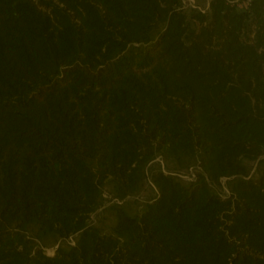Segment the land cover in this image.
Here are the masks:
<instances>
[{"label": "trees", "instance_id": "trees-1", "mask_svg": "<svg viewBox=\"0 0 264 264\" xmlns=\"http://www.w3.org/2000/svg\"><path fill=\"white\" fill-rule=\"evenodd\" d=\"M156 151L204 173L159 170L139 215L89 224ZM262 154L264 0H0V264H264V165L242 163Z\"/></svg>", "mask_w": 264, "mask_h": 264}, {"label": "rangeland", "instance_id": "rangeland-1", "mask_svg": "<svg viewBox=\"0 0 264 264\" xmlns=\"http://www.w3.org/2000/svg\"><path fill=\"white\" fill-rule=\"evenodd\" d=\"M184 2L191 8L208 10V0H184ZM261 159H264V154L256 158L243 157L242 163L250 175H257L259 167L264 165ZM159 170L175 175L185 184L196 179L198 173H204L195 156H169L164 151H156L144 168V178L131 194L119 197L116 182L109 177L103 181L97 204L88 220L89 224L97 226L103 233L110 234L117 222V208H122L131 215H139L146 208L147 202L157 196L158 191L152 181V175ZM231 178L221 177L218 183H212V188L218 193L227 194L228 182ZM28 234L33 235L37 244L47 253H53L58 246L68 247L75 242V235L68 238H58L54 234L38 236L33 228Z\"/></svg>", "mask_w": 264, "mask_h": 264}, {"label": "built area", "instance_id": "built-area-1", "mask_svg": "<svg viewBox=\"0 0 264 264\" xmlns=\"http://www.w3.org/2000/svg\"><path fill=\"white\" fill-rule=\"evenodd\" d=\"M230 3H238L239 6H248L251 0H227Z\"/></svg>", "mask_w": 264, "mask_h": 264}]
</instances>
